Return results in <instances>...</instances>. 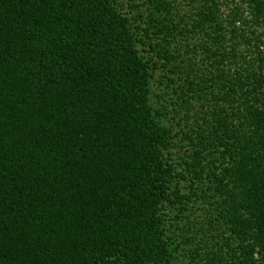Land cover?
<instances>
[{
  "label": "trees",
  "instance_id": "trees-1",
  "mask_svg": "<svg viewBox=\"0 0 264 264\" xmlns=\"http://www.w3.org/2000/svg\"><path fill=\"white\" fill-rule=\"evenodd\" d=\"M0 264H264V0H0Z\"/></svg>",
  "mask_w": 264,
  "mask_h": 264
}]
</instances>
